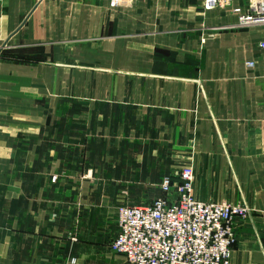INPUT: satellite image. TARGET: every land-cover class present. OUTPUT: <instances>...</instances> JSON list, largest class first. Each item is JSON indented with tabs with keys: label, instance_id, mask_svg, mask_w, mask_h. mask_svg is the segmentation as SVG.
Wrapping results in <instances>:
<instances>
[{
	"label": "crops",
	"instance_id": "obj_1",
	"mask_svg": "<svg viewBox=\"0 0 264 264\" xmlns=\"http://www.w3.org/2000/svg\"><path fill=\"white\" fill-rule=\"evenodd\" d=\"M253 5L0 0V264H128L118 208L190 166L197 200L252 209L231 264H264V27L233 11Z\"/></svg>",
	"mask_w": 264,
	"mask_h": 264
},
{
	"label": "built area",
	"instance_id": "obj_2",
	"mask_svg": "<svg viewBox=\"0 0 264 264\" xmlns=\"http://www.w3.org/2000/svg\"><path fill=\"white\" fill-rule=\"evenodd\" d=\"M103 1V0H98ZM137 0H111L113 7ZM253 12L239 17V27H264V0H253ZM232 0H203L206 11L231 6ZM264 49V41L260 42ZM254 67V62H248ZM179 182L166 177L164 197L146 206L125 205L117 210L116 237L110 244L128 264H231L236 223L248 220L247 203L202 202L194 195V168L182 169Z\"/></svg>",
	"mask_w": 264,
	"mask_h": 264
}]
</instances>
